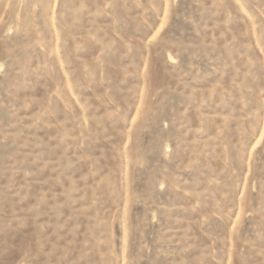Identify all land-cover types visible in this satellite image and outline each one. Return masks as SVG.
<instances>
[{"label":"rangeland","instance_id":"374dc122","mask_svg":"<svg viewBox=\"0 0 264 264\" xmlns=\"http://www.w3.org/2000/svg\"><path fill=\"white\" fill-rule=\"evenodd\" d=\"M0 264H264V0H0Z\"/></svg>","mask_w":264,"mask_h":264}]
</instances>
